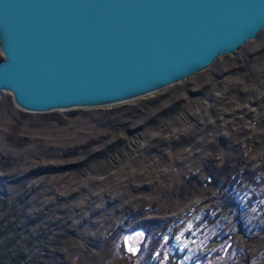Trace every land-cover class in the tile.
Here are the masks:
<instances>
[{"label":"rangeland","instance_id":"rangeland-1","mask_svg":"<svg viewBox=\"0 0 264 264\" xmlns=\"http://www.w3.org/2000/svg\"><path fill=\"white\" fill-rule=\"evenodd\" d=\"M0 264H264V27L111 104L2 90Z\"/></svg>","mask_w":264,"mask_h":264},{"label":"water","instance_id":"water-1","mask_svg":"<svg viewBox=\"0 0 264 264\" xmlns=\"http://www.w3.org/2000/svg\"><path fill=\"white\" fill-rule=\"evenodd\" d=\"M264 27V0H0V92L26 111L181 80Z\"/></svg>","mask_w":264,"mask_h":264},{"label":"trees","instance_id":"trees-1","mask_svg":"<svg viewBox=\"0 0 264 264\" xmlns=\"http://www.w3.org/2000/svg\"><path fill=\"white\" fill-rule=\"evenodd\" d=\"M157 220L156 219H145V220H143V222H145L146 224H149V225H155V223H157L156 222Z\"/></svg>","mask_w":264,"mask_h":264},{"label":"snow or ice","instance_id":"snow-or-ice-1","mask_svg":"<svg viewBox=\"0 0 264 264\" xmlns=\"http://www.w3.org/2000/svg\"><path fill=\"white\" fill-rule=\"evenodd\" d=\"M129 250L132 251V252H135V249L134 248H130Z\"/></svg>","mask_w":264,"mask_h":264}]
</instances>
